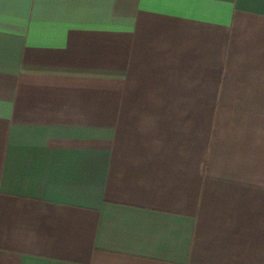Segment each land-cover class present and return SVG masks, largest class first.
I'll return each mask as SVG.
<instances>
[{"label": "crops", "instance_id": "crops-1", "mask_svg": "<svg viewBox=\"0 0 264 264\" xmlns=\"http://www.w3.org/2000/svg\"><path fill=\"white\" fill-rule=\"evenodd\" d=\"M0 264H264V0H0Z\"/></svg>", "mask_w": 264, "mask_h": 264}]
</instances>
